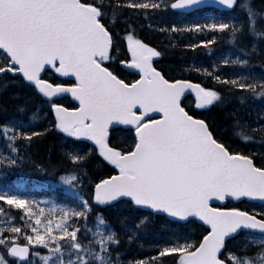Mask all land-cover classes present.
<instances>
[{"label":"snow or ice","instance_id":"1","mask_svg":"<svg viewBox=\"0 0 264 264\" xmlns=\"http://www.w3.org/2000/svg\"><path fill=\"white\" fill-rule=\"evenodd\" d=\"M219 2L238 7L235 0ZM197 3L0 0V75L15 77L13 82L25 84L31 91L17 106L16 116L0 120V167H22L31 160L26 151L32 142L55 133L62 141L60 156L75 169L59 179L77 191V199L70 205L52 204L45 209L27 194L0 189V206L19 213L0 225V264H33L32 257L38 255L33 252L35 246L47 249L42 257L45 264H264V153L235 147L215 121L196 112L234 97L253 103L260 97L264 104V72L258 77L213 73L212 80L222 90L174 78L155 64L154 58L162 53L139 38L135 23H129L132 13L147 18ZM245 8L238 22L212 18L184 28L174 24L169 31L211 30V39L198 41L204 46L217 41V30H230L234 34L230 39L264 35L255 27L258 16L264 19V12L258 13L250 4ZM125 9L130 12L127 17ZM117 17L122 18L123 30L117 27ZM185 47L196 49L197 44ZM239 51L245 58L221 63L243 69L250 66L255 52L264 64V47L255 42ZM121 54L123 59L116 64ZM48 66L56 77L43 78ZM195 71L201 74V68ZM125 72L129 75H123ZM188 72L190 75L191 69ZM203 74H209V69L203 68ZM64 78L71 82H57ZM69 94L71 107L63 100ZM33 98L47 106L42 126L35 129L25 119L29 114L36 119ZM228 116L233 128L244 126L238 108ZM260 120H264V111L257 115V123ZM113 128L126 136L113 139ZM258 130L264 142V124ZM90 159L99 161L102 170L88 174L76 167ZM31 162L43 170L41 164ZM213 198L258 200L259 206L213 207ZM116 204L125 206L128 218L133 213H147L132 227L126 216L119 217L132 233L129 240L146 231L149 217H159L171 226L167 235L150 246V256L124 261L120 258L124 253L117 252L113 257L120 233L112 230L105 235L100 225L107 224L103 210ZM93 213L98 222L95 231L88 227ZM190 223H200L202 230H186ZM241 232H251L242 244L233 241Z\"/></svg>","mask_w":264,"mask_h":264},{"label":"trees","instance_id":"2","mask_svg":"<svg viewBox=\"0 0 264 264\" xmlns=\"http://www.w3.org/2000/svg\"><path fill=\"white\" fill-rule=\"evenodd\" d=\"M247 4H250L258 13L264 12V0H238V7L230 10L202 8L188 14L169 10L159 12L147 18L143 15L136 17L132 13V19L129 20V23H135L139 38L150 43L162 53L161 57L156 58L154 61L165 73L174 78H185L192 79L193 82H203L205 86H215L218 90H222V86L212 80L213 73L221 76L229 75L230 77L233 73L237 75H248L251 73L258 77L261 72H264V64L260 62L261 58L255 52L251 56L250 66L243 69L239 66L221 63L225 59L245 58L239 51L245 44L251 48L252 43L255 42L258 46L264 47V35H244L236 39H230V36L234 35L230 30H217L215 33L218 36L217 41L210 46H204L199 45L198 41L200 39H211L209 34L211 30L203 32H170L169 29L174 24L179 28H184L188 24H203L206 22V19L212 18L238 22L244 15L241 9L246 11L245 6ZM123 15L125 17L129 16V10L125 9ZM116 23L117 27L123 30L124 24L121 17L116 18ZM255 27L258 33H264V19H260L258 16ZM189 43H196L197 48H186L185 45ZM112 54L114 57L117 56L115 50H113ZM120 59H123L122 54L115 60V63L119 64ZM214 63L216 64V68H212ZM197 67L201 68V74L195 71ZM181 68L185 70L183 73L180 71ZM203 68H208L209 74H203ZM189 69H191L190 75L188 72ZM50 75L56 77L58 74H55L54 70H50L44 74L43 78H48ZM123 75L127 74L123 73ZM14 80L15 77L11 75H2L0 77V120H8L16 116L17 106L24 102L27 96L31 95V91L27 85L13 82ZM57 82L69 81L66 79H58ZM15 93H19V95H15ZM63 100L66 106H73L69 98L64 97ZM254 100L255 102L253 103L248 99L241 101L238 97H234L227 103L221 101L220 103L214 102L212 105H206L203 107L205 109L204 111L194 110H196L198 115L207 116L209 122L215 121L219 125L222 134L225 137H231L229 142H235V147L243 148L244 151L251 149L259 155L264 153V142L261 141L258 130L259 126L264 124V120H260L257 123V115L261 111H264V104L260 103V97H256ZM56 102L61 101L57 100ZM186 102H188L187 97ZM32 103L36 105L32 109L36 114V119H31L30 114L25 116V119L35 129L42 126L41 116L47 106L42 101L35 100V98H33ZM191 103L194 105L195 101L192 99ZM234 107L238 108L243 118L242 124L244 126L238 128L232 127V118L228 116V113ZM253 129H257V131L253 132ZM111 132L113 133V139H122L126 136V133H122L118 128ZM245 137L249 139L245 140ZM61 144L62 141L59 135L55 133L36 138L32 142L31 148L26 151V154L30 155L31 160L26 161L22 167L18 168L5 169L0 167V189L8 188L15 192L27 194L39 200L42 207L51 206L52 204H58L60 202L71 204L77 199V191L70 183L60 180L59 177L75 169L72 163L63 161L60 156ZM2 145L3 141H0V151H3ZM31 161L41 164L43 170L35 167ZM53 165H56V167L54 168ZM76 167L85 169L88 174L101 171L103 168L99 161L91 159L86 164L76 165ZM83 178L87 179V176L84 175ZM258 206L259 204L250 203L247 200L239 203L229 201L224 205V207L242 208ZM0 207L3 208L0 211V225L8 223L10 216H19L18 212L14 209H9L7 205ZM97 211H101V209H97ZM103 211L107 224H101L100 227L105 235L108 234V231L112 230L120 233V243L118 246L113 247L112 255L115 257L117 252H123L124 255L120 258L124 261L150 256L152 254L150 246L167 235L166 229L171 227L159 217H149L145 222L146 231H141L138 235H133V238L129 240L128 236L132 235V233L126 231L124 225L120 223L119 217L122 215L126 216V223L129 227H132L136 219H139L140 216H146L147 213H133L132 217L128 218L126 215L127 209L121 204L113 205L111 208ZM94 216L95 213L89 217L90 223L88 227L92 231H95L98 223L94 219ZM186 230L199 233L202 229L199 223H190L186 226ZM135 231L133 229V232ZM250 234L241 232L239 235L233 237V241L242 244L247 241L248 235ZM257 238L256 236L253 237V239ZM46 251L47 249L43 246H35L33 252L38 253V255L32 257L34 259L33 262L35 264H45L42 257Z\"/></svg>","mask_w":264,"mask_h":264},{"label":"water","instance_id":"3","mask_svg":"<svg viewBox=\"0 0 264 264\" xmlns=\"http://www.w3.org/2000/svg\"><path fill=\"white\" fill-rule=\"evenodd\" d=\"M235 2H236V0H235ZM202 7H215V8H221V9H228V8H230V7H228V6H224V5H222L220 2H219V0H198V3L196 4V5H194V6H190V7H188V8H185V9H178L177 11H179V12H185V13H187V12H191V11H194V10H196V9H199V8H202ZM48 69H51V67L50 66H48ZM47 69V70H48ZM46 70H44V72H45ZM67 96H69L70 97V94L69 95H67ZM71 98V97H70ZM72 99V98H71ZM214 199V203H213V206L214 205H218V206H222L223 204H225V202L227 201V200H232V201H234V202H239V201H241V200H243V199H241V200H233V199H226L225 201H219V200H215V198H213ZM251 202H259L258 200H255V201H251Z\"/></svg>","mask_w":264,"mask_h":264},{"label":"rangeland","instance_id":"4","mask_svg":"<svg viewBox=\"0 0 264 264\" xmlns=\"http://www.w3.org/2000/svg\"><path fill=\"white\" fill-rule=\"evenodd\" d=\"M60 204H61V203H60ZM47 207H49V208H50L51 206H47ZM46 209H47V208H46ZM57 213L59 214V212H58V211H57ZM57 213H56V214H57Z\"/></svg>","mask_w":264,"mask_h":264}]
</instances>
